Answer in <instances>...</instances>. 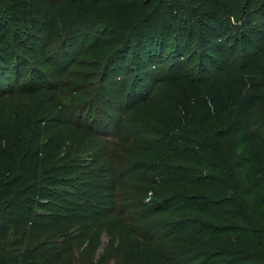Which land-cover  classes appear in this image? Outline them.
I'll list each match as a JSON object with an SVG mask.
<instances>
[{"label": "trees", "instance_id": "16d2710c", "mask_svg": "<svg viewBox=\"0 0 264 264\" xmlns=\"http://www.w3.org/2000/svg\"><path fill=\"white\" fill-rule=\"evenodd\" d=\"M25 1L44 9V21L36 23L57 47L45 59L56 74L75 64L69 49L84 35L98 51L81 66L89 61L88 71L71 72L83 84L25 81L24 52L40 50L35 33L27 32L28 44L0 37V231L10 232L0 242V264L264 260V122L258 119L264 30L250 31L256 41L242 56L226 50L238 12L264 16V0H222L197 12L183 4L187 0ZM13 15L23 20L21 12ZM98 28L105 35L90 37ZM186 34L202 49L197 71L188 70L202 106L182 99L174 84L169 95L157 96L165 79L145 71L158 69L171 37L179 42L178 58H185ZM129 57L140 69L139 87L125 95V82L115 83L125 104L116 109L117 139L104 141L103 105L116 101L107 100L104 85L112 72L125 70ZM183 73L174 81L189 80ZM67 94L76 99L65 108ZM88 107V114L104 115L101 129L79 122L69 130L70 117ZM47 123L52 126L45 130ZM225 146L230 153L221 151ZM79 171L90 173L91 184L75 200L60 197Z\"/></svg>", "mask_w": 264, "mask_h": 264}, {"label": "rangeland", "instance_id": "374dc122", "mask_svg": "<svg viewBox=\"0 0 264 264\" xmlns=\"http://www.w3.org/2000/svg\"><path fill=\"white\" fill-rule=\"evenodd\" d=\"M222 0H187V2H183V4L189 5V11H200L205 9H212L215 8L217 3L221 2ZM232 2V5L235 3L233 0H228ZM29 2V6L26 7L27 3ZM211 2V3H209ZM11 11H14L13 14H17L21 12V16L23 17V22L19 20V22L15 21L14 18H16ZM44 9L43 7L33 4L31 1H25V0H0V37H3V35H7L8 39H11L14 37L15 40L20 41L24 40L25 44L32 43V39L27 32H34L36 35V42L37 45H40V50H34V49H27L25 54V60L23 62V65L21 66V70L23 74L26 76L24 78L25 81H28L30 79H41L43 82H50V83H59L61 85H65L66 83H75L80 82L76 81L74 79V76L71 75V72L73 71H79V72H86L84 71L87 68V71L89 70L88 65L89 61L87 63L86 67H81L83 64H85V60L89 58V56H92L95 54V52L98 51L96 43L92 40L91 43H85V37L80 39L79 41L75 42L71 48L69 49V53L72 57L75 64H73L69 70L64 74H56L55 69L52 67V65L46 63V56L50 55L55 56L57 52V47L53 46L52 44H48V37L45 34V31L41 30L42 27L37 26L38 24L36 22L44 21L43 19ZM239 17L235 19V28L230 32V34L227 36V40L229 41L228 46L226 47V50L228 52H234V57H240L243 55V52L246 51L247 45L255 44L256 39L252 36L250 33L251 30H256L257 32L264 30V25L262 23V20L264 16L255 15V16H248L243 15L242 11L238 12ZM114 17H120L119 14H113ZM29 18V23H25L26 19ZM22 22V23H21ZM256 27V28H255ZM38 29V30H37ZM262 32V31H261ZM264 32V31H263ZM105 35L104 30L101 28L94 29V31L89 35L90 37H101ZM264 35V33H263ZM171 37L168 40L167 48L164 51V56L161 59L159 63H156L157 70L154 69L151 66L148 67L145 71H152L154 74V77L157 79H165V81L159 82V85L157 87L156 95H169L171 93V89H169L170 84H174L180 92L182 99L186 100L187 102H197L201 106L204 104L203 97L200 95V92L197 88V86L190 80L191 74L188 72L189 69H193L197 71L198 69V61L201 58V47L199 46L196 39H193L190 34H186L184 36V41H188L190 43V49L185 51V58H178V51H176L177 44L179 43L178 40L172 39ZM95 40V39H94ZM13 43V41H12ZM18 44V43H17ZM18 48V47H17ZM19 50V49H16ZM191 59H188L190 58ZM93 57H91L92 60ZM202 59V58H201ZM208 58H204L206 61ZM131 57H129L128 63L125 64V70L121 73H115L112 72L111 75H109L107 82L105 83V94L108 99H115L116 101H108L109 103L104 104L106 108V114L107 117L99 111L97 114L94 112L93 115L88 114L87 111L89 110L86 108V112L84 115H79L81 111L77 112L75 116H71L72 124L73 125H66V127L69 130L75 131V126L78 125L79 122L86 123L89 125L94 126V129H101L99 128L100 121L103 117L105 120V126L109 127L106 132H108L107 137H104L101 140L114 142L115 139H117L116 134L119 131L118 127V121L120 119V115L117 113L116 109L120 104H125V95L126 92L130 87L138 86L139 78H137L138 69L137 67H133L130 65ZM179 62V66L172 68L171 65L173 63ZM186 66V67H185ZM185 67V70L183 69ZM127 69V70H126ZM126 71H129L128 76L125 74ZM143 72V71H141ZM181 72H184L183 74L189 79V80H179L174 81V78H178L181 75ZM188 72V74H187ZM194 73V72H193ZM142 74V73H141ZM119 77L122 78V81H120ZM172 77V78H169ZM18 78V77H17ZM13 81V80H12ZM123 83L126 84V91L125 95L123 94V98L117 100V94L121 92L120 88H115V83ZM9 81L5 84H8ZM80 84H83L80 82ZM59 92H64V89L60 90ZM68 95V94H67ZM76 96L75 95H68L66 98H61V100L65 103V108H68V105L70 103L74 104L73 101H75ZM88 104V103H87ZM87 104L84 106L86 107ZM72 110V109H71ZM110 110V112L108 111ZM259 113V120L264 122V93L262 95V106L258 110ZM107 118V119H106ZM52 124L47 123V125H44L45 130L47 128H50ZM130 126V124L128 125ZM74 128V129H73ZM130 129V127L128 128ZM134 129H131L133 131ZM221 151H227L230 153L231 150H229V147L225 146L221 149ZM233 151V149H232ZM84 154V153H83ZM78 156H81L77 154ZM82 158V156H81ZM83 159V158H82ZM90 173L87 171L86 173H82L81 171L75 173L74 175L70 176L68 179V184L64 189L61 190V196L64 198H68L69 200H74L78 196L79 193L82 192V188L84 185L91 184L92 179L89 177ZM63 192H65L63 195ZM79 224H86L84 222ZM10 237V232L8 234H3L0 231V242H4L5 240H8ZM108 242V238L104 237V243ZM261 255L264 257V248L260 251ZM128 264H139L138 260L132 259L128 262ZM148 264H152L151 262H148ZM259 264H264V260L260 261Z\"/></svg>", "mask_w": 264, "mask_h": 264}]
</instances>
